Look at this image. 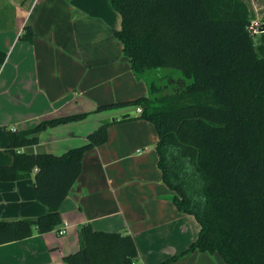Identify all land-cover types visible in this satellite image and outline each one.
I'll list each match as a JSON object with an SVG mask.
<instances>
[{
    "label": "trees",
    "instance_id": "16d2710c",
    "mask_svg": "<svg viewBox=\"0 0 264 264\" xmlns=\"http://www.w3.org/2000/svg\"><path fill=\"white\" fill-rule=\"evenodd\" d=\"M110 5L122 19L114 35L148 95L9 132L14 161L0 166V181L34 175L37 199L48 212L0 219V245L59 230L61 205L82 172L85 153L108 141L112 124L144 119L156 128L158 167L174 204L200 224L184 252L157 264L194 251L218 253L227 264H264V32L256 40L252 7L245 0H110ZM33 38L26 27L23 39ZM6 58L0 52V65ZM128 106L142 110L102 121L86 143L62 154L27 150L48 129ZM80 242L78 251L65 256L68 264L138 262L130 233L87 223Z\"/></svg>",
    "mask_w": 264,
    "mask_h": 264
},
{
    "label": "crops",
    "instance_id": "0c3cea01",
    "mask_svg": "<svg viewBox=\"0 0 264 264\" xmlns=\"http://www.w3.org/2000/svg\"><path fill=\"white\" fill-rule=\"evenodd\" d=\"M121 25L110 0H0V52L7 54L0 65V166L14 161L10 131L148 95L114 35ZM26 27L34 33L32 42L23 39ZM126 108L48 129L27 150L62 154L86 143L102 121L120 117ZM157 141L147 120L112 124L108 141L85 153L82 172L61 205L60 227L66 224V232H36L2 244L0 264H68L65 256L80 249V229L87 223L96 230L130 233L137 264H157L184 252L200 224L174 204L158 167ZM47 212L37 199L34 175L0 181V219ZM171 264L227 263L218 253L194 251Z\"/></svg>",
    "mask_w": 264,
    "mask_h": 264
},
{
    "label": "rangeland",
    "instance_id": "374dc122",
    "mask_svg": "<svg viewBox=\"0 0 264 264\" xmlns=\"http://www.w3.org/2000/svg\"><path fill=\"white\" fill-rule=\"evenodd\" d=\"M245 1L250 4V6L252 7V10L254 12V17H253V21H252V28L254 29L255 38L257 40L259 31L264 26V1L263 0H245ZM127 112L134 116L137 113H139L138 107L137 106H128L126 108V110L124 111V113H127ZM121 115H116V116H121ZM111 119H113L112 116H111ZM152 149H153V147H152ZM154 150H155V147H154Z\"/></svg>",
    "mask_w": 264,
    "mask_h": 264
},
{
    "label": "built area",
    "instance_id": "2783aa9c",
    "mask_svg": "<svg viewBox=\"0 0 264 264\" xmlns=\"http://www.w3.org/2000/svg\"><path fill=\"white\" fill-rule=\"evenodd\" d=\"M141 110H142L141 107H138V112H141ZM58 232L60 234H64L66 232V224L63 225L62 227H60V229L58 230Z\"/></svg>",
    "mask_w": 264,
    "mask_h": 264
},
{
    "label": "water",
    "instance_id": "95a60500",
    "mask_svg": "<svg viewBox=\"0 0 264 264\" xmlns=\"http://www.w3.org/2000/svg\"><path fill=\"white\" fill-rule=\"evenodd\" d=\"M260 32H261V33H263V32H264V26L262 27V29L260 30Z\"/></svg>",
    "mask_w": 264,
    "mask_h": 264
}]
</instances>
